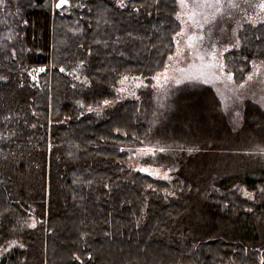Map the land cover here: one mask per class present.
Instances as JSON below:
<instances>
[{"label": "trees", "instance_id": "obj_1", "mask_svg": "<svg viewBox=\"0 0 264 264\" xmlns=\"http://www.w3.org/2000/svg\"><path fill=\"white\" fill-rule=\"evenodd\" d=\"M34 1H35L34 3L36 6L34 5V3H32V5L33 7L35 6L36 8L34 7L35 8L34 9L31 6L32 8L30 7L31 8L30 10L27 9L29 8L28 7L29 5L28 6L26 5L25 0H5V2L2 5L0 4V15L3 18V19L1 18L2 20H0V27H1L0 29L3 30V32L1 30L0 31L2 33H7L5 36L3 34V37H0V91H1L0 101L2 102L0 103V108H2V110H0V115H1L0 116V123H1L0 124V137H1L0 139V178L3 180V181L0 180L1 181L0 182V249H4V250L7 249L2 259L0 260V264H22V263L23 264H46V263L47 264L48 263L50 264H118L119 262H121L120 264H122V262L123 263L131 262L130 264H132L133 261L130 260V258L131 257L134 258L135 256L138 257L139 254L141 253L140 251H142V253L145 255L144 262L143 263L139 262V259L141 261V258H142L140 254L141 257L139 259L135 258L134 260L135 262L137 259L139 263L136 262L133 264H196L197 261H198L197 264H203L202 262L204 261L207 262V260L209 263L212 262L211 264H241V263L242 264H255L254 262H256L257 264H264V228H262V226L264 227V220H263L264 216L262 215L264 214V170L256 171V174H259V176L255 178L257 179L255 181L249 177L238 176V175L237 176L231 175L229 177H224L223 179H221L217 174H211L207 178L205 177L203 179H195L193 178V176H191L188 173V169L193 168L194 166L192 165L182 166L179 163L180 162L179 154L180 152L185 151L187 146H191L192 148L195 149L196 151L195 155L202 154V152L204 153L212 152L213 149L217 151L221 150V148H223L224 150L226 149L240 150V149H245V148L264 146V109L261 108L257 103H254L251 100L247 101L244 112H243V123L241 125V129L238 131H235L230 125L229 121L227 120V117L221 106V102L219 98L216 96L215 91L213 90L211 86L201 84V83L195 84V83H188V82L181 84L178 88L186 89L188 87L187 89H190L191 87H194L193 91L197 93L203 92V94H207L210 97V103H209L208 110H209V113H210V116L213 122L216 120L218 125H216L217 127L215 128H211L208 132L204 131L205 133H203L204 135L202 137L193 138L191 141L187 140L185 142H182L179 139L177 140H173L172 138L163 139V142L166 144L165 147H167L166 155H168V157L171 156L170 158H172V160L174 161V164L179 169V175H180L179 179L177 178L176 180L173 181V183L163 181V180L160 181L159 179H155L151 176L144 175L140 172L133 173L131 169L127 166L126 161L129 157V154L127 153L126 148L133 147V146L135 147L139 146L140 140L146 139L150 135L149 125L141 121L139 118V113H140L139 101L129 100V101H124L122 103H119L114 109H111L112 111L111 110L107 111V114L104 117H102L104 120L102 118H99L100 121H98V116L92 112H91V115L83 114L82 117L80 116L81 113H84L83 108L86 106V103L88 105H91L93 103H101L103 100L110 99L114 96V90L111 88V86L114 85L117 79V76L119 74L129 73V74L151 75L155 73L156 71L161 70L164 67L169 54H171L174 51V47H175L174 35L181 28V24L179 20L177 19L178 5H177L176 0H172V2L171 0H168L170 1V3L167 1L168 5H170L171 7L174 6V8L172 7L171 9L172 10V13H170L171 17H169V19L171 18L169 20L170 23L175 21L173 22L174 24H172V26L171 24H169L171 27L168 25V22H169L167 20L168 18L165 17L166 15L169 16V13L165 12V10H167L166 6L168 5H166V1H164L163 3L162 2L163 0H160V1L152 0L154 2H152L151 0H146V1L140 0L139 3H135L137 0H125L124 2L125 6H121L118 0H103V2L105 1V3H102V0L101 1L92 0L91 5H90V2H87L89 0H70V4L66 8H61V9H57L55 7V4L59 0H49L51 1L50 2L51 6L48 3L49 5L48 7L47 5L46 6L43 5L44 3L43 0H34ZM36 1H37V4H36ZM41 1L43 2L42 6L46 7L47 10L50 11L49 12L50 15L48 14L46 10H44L45 9L44 7L40 8ZM97 1L99 5H101L102 3L101 6L103 7L101 6L98 7ZM141 1L142 3H140ZM95 2L97 3V5H94L97 7V12H96L97 15L95 14V11H93L94 14L93 13L91 14V11L94 10V9H91L92 8L91 6H93V3ZM108 2H110L111 5L113 6L112 7L113 10L116 7L115 11H117L118 14L121 12L123 14V17H125L126 15L127 19L124 21L122 20L124 18L117 19L115 17L117 15L114 14L115 11L112 12L111 10L112 8H109L111 5L109 6ZM20 5H22L21 6L22 9L19 7ZM23 5H26L27 7L23 8L24 7ZM106 5H108V7ZM160 5L161 6L166 5V6L165 8L160 9L161 8ZM105 6L108 12H109V9L111 10L110 12L112 13L110 14L111 15L114 14L115 15L114 17L117 19L116 21H118L119 23H122L120 19L125 23H127L126 21H128L126 25V29L124 28L125 25L121 24L124 27H122L121 25L119 27L124 28V30L123 29L121 30L120 28L118 29V31L116 30L117 31L116 32L115 29L119 28L118 24L115 29L114 28L110 29L112 21L110 22V27L106 24V22L108 21L106 22L104 21L105 17L103 20L104 22L102 21L103 18L101 17L102 18L101 19L100 16H103L105 12L104 13L102 12L103 14L100 15V9L101 11H103ZM18 7L21 9L22 12L21 11L18 12L19 11ZM9 9H11L10 12L12 11L13 12L9 13ZM24 10L30 21L27 20L28 18L26 19V15H23ZM73 10L75 12H78L77 17ZM80 11L85 12L86 14L90 13L93 16L100 15L99 18L101 19L102 23L100 24L101 21L99 20V18H96L97 21L95 20V26H94V29H98V30L101 29L99 30V34L97 32H95V35L94 33H92L93 31H97L93 29V24L91 23L92 16L87 14L89 16L88 18L85 13H83L85 14V16H82L83 14H81L82 12ZM123 11H126L125 14L123 13ZM73 12H74V16L77 18V21L79 20L83 21V23H81L82 21H79V24H83V26L87 25V27H84L86 32L89 30L87 34L91 30L89 35H91L92 33L91 36L93 38L89 35H87L88 37L87 38L86 32L84 33L85 30L83 29V26L82 28L80 27L81 25L78 26V24L75 23L76 20L74 21L72 20V18H69V19L74 21V23L77 24V26L81 28L82 31L81 30L80 31L82 33L80 32L79 34L77 32L78 31L77 29L75 32L77 34L75 35L74 30L76 28L73 31L71 30V32L69 31L70 29L74 28L73 25L75 24H73L72 25L73 27L68 30L67 28L69 26L67 27V25L69 24H67V22L66 23L60 22L62 28H63V25L65 26L67 24L65 27H67L66 28L67 31L71 33V34L69 33V35L67 34V36H63L64 33L63 34L61 33V35L63 36L62 39H65V43L69 41L71 45L76 46L75 48H73L68 42L69 46L67 44L66 45L68 46L67 50L70 53L69 55H67L68 54L66 52L67 50H65L67 46L65 45V48H63L64 46L63 41L62 43H60V41L57 39V38L59 39L61 38L60 32L65 31L64 30L65 28L63 29L61 28L63 31H60V27H57V25L54 26V24L56 23H54L53 21H55L54 17L57 19L56 20L57 22H59V20L61 21V18L64 19V17H67V18L71 17L73 15ZM163 13H164V18L167 20V23L166 22L164 23H166L168 27L163 24L160 25V22L156 21L159 18H163L162 17ZM8 14H10L11 16ZM58 16H60L59 20H58ZM105 16L108 17L110 15L108 16L105 15ZM121 16H117V17H121ZM151 16L154 18H152ZM85 17H87L88 20H86ZM94 17H93V22L95 19ZM128 17L130 20H132V22L133 21L134 22L133 23L130 22V20H128ZM150 17L151 19H153V21L155 20L154 21L155 23L150 19ZM31 18L32 20L34 18V21L36 22L37 26H41L42 29H44L42 30L44 31L42 32L44 33L43 35L44 38L41 37V29H40L41 27L40 28L36 27L38 28V30L40 29V33L37 36V32L39 31L37 30L36 32V28L35 30L33 29L34 27L31 24H33L34 22L31 20ZM78 18L80 19L78 20ZM149 19L153 22L152 25ZM71 20L69 21L67 19V21L69 22H71ZM111 20H114V19H111ZM116 21L115 20L113 21L115 22L114 24H116ZM145 21L146 23L144 24ZM147 21H149L150 23ZM138 22L139 24L143 23L145 26H148L149 29L145 26L143 27L147 28V31H150L151 34L154 32L155 35L152 34V36L154 35L153 37L158 35V40L159 38H161L162 40L165 37H168L169 34L166 32L168 28H169V31L172 30L168 38V40L170 39L169 42L168 40H165V41L162 40L164 43L166 42L168 45L167 47L166 44H164L165 51H163L164 46L162 47L163 54L160 52L161 48L160 50L158 49L159 48L158 44L161 43V41L159 40L158 42L156 39L157 37L153 39L149 32H148L149 35L147 34V32L144 34L141 30L142 27L141 25H138ZM148 24H150V26L152 27L150 28ZM5 25L9 27L7 28ZM27 25H30L29 26L30 28L33 27L32 28L33 30L28 28L27 30L28 32L25 31L28 27ZM103 25H107V27H109L108 29L111 32L109 31L108 32L110 33V35H112L115 32H116L115 35L116 34L117 35L115 36L113 34L115 37V41L113 40L114 37H112L113 39L110 38L111 36L107 37L109 34L106 31L107 27L104 26L105 27L104 30L106 29L105 32L107 33V35L104 37L102 36L103 39L101 40H102V43L104 44L107 43V44L102 45L101 43L98 45L93 40H96L98 37L99 40L97 39V41H99L100 43L101 41L100 33L101 34L103 33L102 32L103 28H100V27H102ZM58 26H60V24ZM128 26H130V28ZM10 27L12 28L11 30H9ZM157 27L159 29L158 30L159 32H155ZM262 27L264 29V23L259 24L257 26H252V27L249 26L245 28L241 32V42H242L241 47L237 50L230 51L226 54V62L228 66L230 67V70L233 72V74L235 73L234 78L235 80L237 79L236 81L238 82L242 81L244 79L245 74L251 70L252 62L254 60H261L264 62V47H261V46H264V42L261 43L262 45L258 44V47H257V43L264 40V34H263L264 30L261 29ZM54 28H59L60 32L57 29L56 30L58 31L60 37L58 36L57 31ZM152 28L154 29L153 32L151 31ZM161 28H162V31H160ZM254 28L256 29V32ZM127 29L129 32H127ZM8 30L10 32H13V33H10V35L13 34V37L15 38L14 42L12 40L13 37L9 35ZM13 30L14 31L16 30V31L14 32ZM48 30L51 32H49ZM130 30L132 31V33H130ZM31 31H34V33ZM261 31L262 33H260ZM1 32H0V36L2 35ZM25 32L31 34L28 37H32V36L34 37L33 34H35L34 39H36L37 37L38 40L28 39V37H26L28 34H26ZM96 33L99 36H97ZM106 33H103L102 35H105ZM137 33H140V35L144 34V36L146 35V37L142 36L141 40H136L135 38L140 37ZM166 33L168 35H166ZM131 34L133 35H132V39L129 40V43L133 41L132 42L133 47L132 49H129V46L131 43L127 45V42ZM8 35L10 36V38L8 37ZM82 35L86 37L87 41L84 40L85 38L80 37ZM52 36L54 38L56 37L55 39H57L58 40L57 42L60 43V45L58 44V46L60 47H58L57 49L55 48L57 45L56 40ZM94 36L95 37L97 36L96 39L94 38ZM149 36L151 37L152 40L150 39ZM116 37L118 41L120 40L119 42L117 41ZM254 37L256 38V40L255 41L253 40V44L251 43L250 45V38L252 39ZM7 38L10 39L9 44L7 42L8 41ZM90 38H92L93 40L90 41L91 40ZM105 38L106 40H104ZM144 38L148 39V40L146 39V42L148 41L147 44H145L146 42H143L142 44L139 43L140 41L145 40ZM4 39H5V43L3 42L1 43V41H3ZM18 40L19 41L21 40L22 42L20 41V43H23V44L21 45ZM150 40L152 41V43L155 44L153 46L158 47L157 51L155 50L156 53L154 52V54L152 52L154 47H152L151 49V47L149 46L151 44L149 43ZM256 41L258 42L256 43ZM110 42L113 44L116 43L115 46L112 45L113 48H111V45H110L109 48H107L106 50H103L102 48L108 47L109 46L108 44ZM120 42L123 45L126 44L124 46H121L119 44L121 47H123V49L118 48L120 46H116ZM94 43L97 44L98 46H96ZM90 44L92 45V47ZM139 44L141 45V47ZM94 45L96 47H99V46L100 47L95 49ZM248 45L249 47L250 46L251 47L250 48L247 47ZM70 46L72 48H70ZM61 47L63 48V50H61L62 52L59 51ZM147 47L148 48L150 47L149 49L151 50V52L150 50L146 49ZM254 48L256 49V52ZM252 49L253 51L249 53V51H251ZM5 50L10 52V53L7 52V54L9 53L10 56L5 54ZM18 50H20L21 53H18L17 52ZM129 50L132 51V53L129 52ZM144 50L146 51L144 52ZM47 51L49 52L48 54H47ZM53 51H55L57 55L60 52L59 54L61 56L60 55L55 56ZM95 51H97V53ZM98 51L101 52V54L99 52L101 56L100 55L98 56ZM148 51L152 53L150 54V58H148ZM3 52L5 56L3 55ZM29 52L31 53L30 55H32V53L34 55L37 54V57L33 55L31 57H27ZM107 52H112L113 54H115L114 57L116 56L118 58H114L112 54L110 53L107 54ZM125 52L127 53L129 52V54H125ZM17 53L20 54L21 56L18 55ZM104 53H106V55ZM102 54L105 55L106 60L110 59L109 57H107L109 55L113 58V60L116 59L117 63H118V59L119 61L121 60L120 61L121 63L124 60H127L128 61L127 64L129 63L128 65L130 64L133 65V62H134L135 67L133 68V66L130 65V67L128 66V69H127V66H125L126 68L124 67V69H126L127 72L126 70L124 71V69L121 70L123 68L122 65L126 64L124 61L122 65L119 63L122 66V68L119 66H118L119 68H115V67H113L114 69L110 68L113 64L114 65H118V64L117 63L115 64V61L113 63L112 60H107V61L104 60L103 58L104 55ZM38 55H39V58H42V59H39L40 63L42 62L41 64H39ZM43 57H45L46 59L48 58L47 59L48 62L45 60V58L43 59ZM130 57L133 62L129 59ZM19 58L21 61L19 60ZM57 58L58 59L60 58V60H57ZM101 58H103V60ZM97 59H99L100 62L102 60L103 63L101 62L102 64L100 65L101 67H99V63H98L99 61L97 62ZM138 59H140L142 64L143 63L145 64V62L146 63L149 62L151 64L150 68L148 67L149 65L148 63L145 64V66L147 65V67L140 66L142 64L141 62H137L139 61ZM12 60H14L15 63H17L15 65H18L17 66L18 68L14 66V63L12 62ZM56 60H57V64H56ZM32 61H35V62H33L32 64ZM104 61L107 62V64H109L108 61H110L112 65L109 66L108 68H105L108 65L104 64ZM96 63H98V66L96 65ZM138 63H140V65ZM104 65L105 67H103ZM137 65L140 66L138 67V69L136 68ZM91 66L93 67L97 66L96 67L97 69H94L92 67V69H94L92 70ZM153 66H155V68L152 69ZM41 67H45L46 72L45 74L40 73L39 82L35 83V81L32 79V76H31L32 71L38 68H41ZM77 68L79 69V72L81 74L87 76L88 78L90 77L89 79L92 82V86L88 90H84L85 92L79 91V90L75 91V88L71 86V83L73 81L72 74L75 73V71H77ZM60 69H64V71H60ZM108 69L111 70V73L109 72ZM47 70H49V72H47ZM54 70L56 71V73ZM237 70H238V73L236 74L235 71ZM54 74H55V77H54ZM26 76H29V79ZM59 76L63 78L62 81H65V83L60 81V85H57V83H59V80H60L58 79V81H56V84H54L55 83L54 81L57 79L56 77H59ZM65 76L67 77V79H64L66 78ZM14 81H15V84H14ZM16 83H18L17 86H16ZM58 86H59V89L57 88ZM47 89L49 93L46 91ZM16 90L18 91V93ZM57 90H59L58 97L55 96V94L58 93ZM34 91L36 94H34ZM39 91L40 93L42 92L43 95L45 94V92L48 93V95L46 94L47 96H49V98H47V101H46V97L43 96L42 98V96L41 97L38 96ZM52 91H53V95H52ZM60 93L63 96L62 98L63 100L65 99L64 97L67 98L66 101L68 102V104L70 103L71 105L70 108L67 107L66 101H65V104L61 105V103H64V101L60 103V101H62V99L60 98L62 97ZM27 94H30L28 95L29 97L26 96ZM198 94L202 95L200 93ZM13 96H15V98ZM52 96H54L55 99L60 98L61 99L60 101L57 100L59 101V103L55 99H52ZM23 97L25 98L23 99ZM15 100H16V104H15ZM22 101L23 103H21ZM43 101L46 103H44ZM78 101L83 103V108L81 107L80 104L77 103ZM53 102L55 103L57 102L55 106L56 105L59 107L62 106L61 107L62 111L57 106L56 107L58 108V111L56 110L57 109L56 107L55 108L51 107V106H54ZM42 104H45L48 108ZM40 105L46 108V110H48V112L45 110L46 115L44 113V110H43V115L41 114V112L40 113L38 112V111H41ZM120 105L123 107H121ZM130 105L131 106L135 105L136 107L134 106L131 109ZM35 106L37 107V109ZM63 106L66 107V109ZM125 106L128 109H126ZM43 107L41 109H44ZM53 108L56 110L57 113L59 112V109H60L62 113L60 112V114H58L59 116L57 115L52 116V112L54 111ZM129 108L132 111L134 110L135 112L129 111ZM77 109L79 110V112H76ZM5 110H7L8 113L11 112L12 115L16 111H21L23 112L24 116H21L18 113L19 116H17V123L15 121L12 122V119H8V122H3V119L6 116L5 114H8ZM64 110H65L64 113L66 114L63 113ZM127 110L131 112V114L128 113ZM1 113H4V114H1ZM54 113L55 112H53V114ZM133 113L135 114L133 115ZM245 113L246 114L249 113V114L246 115ZM251 113H253L254 115ZM44 115L46 116V118L48 117V119H44L45 117ZM245 117L246 118L248 117V118L246 119ZM69 120H72L73 123ZM89 121H91L93 124L91 122L88 123ZM74 122H77V123H75L74 125ZM97 122H100V124ZM69 123H72L74 127L76 128L73 129L74 127L73 128L71 127L72 124H69ZM59 127L61 131L58 130ZM38 129H41L40 131L42 132L37 131ZM45 129H48V130L45 131ZM141 129H144L145 132L140 133L142 131ZM68 130L70 132L72 131L74 136H72L71 134L72 132L68 133L67 132ZM36 132H40V134L42 133L43 137L42 135H39ZM77 132H78V135H77ZM44 134L46 137L44 136ZM41 137L44 139H42ZM34 139H37V140H34ZM156 141L160 142L159 140H156ZM40 143L44 146L43 148L45 150L42 148ZM10 145L12 146L10 147ZM13 146L14 148L11 149ZM198 146L200 149H197ZM108 149L111 153H109ZM105 150L108 156L109 154L110 155L112 154V155L109 156L108 158V156H106L105 154L104 159L106 161L105 160L103 161V155H101L100 153L101 152L105 153ZM97 153L100 154V156ZM101 160L103 161V163ZM182 179L183 181L186 182V183L184 182V184L187 185V186L184 185V187L186 186L185 189H191L193 192H196V194H200L204 196L202 198H199L201 200L200 203L195 202L197 198H192V200L195 203L191 202L190 197L192 195L189 196V202L187 201L188 203L182 199L166 200L161 195L162 191H168L174 185L182 186V183L181 182L179 183V181ZM49 182L52 184H50ZM237 183H241L242 185L246 186L250 190L260 188L261 190H259L258 200L254 201L252 199L245 198L241 194H239L235 190V187H233ZM194 188H195V191H194ZM218 189L226 190L225 191L226 193L222 194L220 193V191H218ZM138 191H140V193ZM92 199H93V202H95L94 205H97V206H92V203H93L91 201ZM235 199H237L238 201L236 202V204H234V202L236 201ZM239 200H241L242 202H240ZM244 200L246 201L245 204L243 203L245 202ZM171 203H174V204H171ZM188 204H189L187 208L188 212H186L185 214L184 213L185 210L182 211V209L186 208L187 207L186 205ZM240 204L244 206H241ZM175 205H177L178 207L177 206L175 207ZM257 205H259L258 207H260L261 211L259 210ZM195 206H198V207L196 208ZM253 206L255 207L253 208ZM71 207L74 209L73 211ZM240 207L242 208L241 210H240ZM172 208H175V209L172 211ZM180 208L181 210H179ZM177 209L179 210L180 214L177 211ZM175 210L177 211L176 215L174 214ZM163 211H166L167 213ZM230 211H231V214H230ZM161 212H163V214L166 213V215L169 213L170 215L169 214L168 215L170 216V220H166L167 219L165 218L166 215L164 217L162 216L163 214L160 215ZM171 212H173V214ZM181 212L184 214V216ZM224 212L226 215L223 214ZM210 213H211V216H210ZM243 213L247 216L246 217L245 215L243 216ZM257 213H259L260 215H258ZM194 214H195V217H194ZM168 215L166 217H168ZM51 216L52 217L54 216V219H52ZM262 216L263 218H261ZM244 217L246 218L247 221L244 220L245 219ZM256 217L260 219H257ZM33 218L36 219V226L30 227L29 223ZM162 218H164L165 220ZM176 218H178V220H176ZM179 218L181 220H179ZM49 220L51 222L57 221V223H54V222L51 223ZM74 220H78L77 221L78 223L73 222ZM252 220H255V221H252ZM62 221L63 223H61ZM163 221L164 222L166 221L167 223H164ZM233 221H234V224H233ZM162 223H164L166 228L163 227ZM177 223L179 224V226ZM141 224H143V226H141ZM52 225L54 226L53 228L51 227ZM75 225H78L79 228L78 227L75 228ZM146 225L152 228V230H150V228L146 227L148 228L147 230L148 231L150 230L149 232L151 234H154L155 236H151L150 233L145 230L146 228L144 226ZM49 227L52 229L50 230ZM41 228L43 231L40 230ZM61 228H63V230H61ZM184 228H186V230ZM153 229H155L154 232H156V234L152 233ZM158 229L160 232H158ZM228 229H231V230L228 231ZM37 230L40 231L41 233H44V235L38 232ZM74 230L77 231L78 233L80 231V236H78V233L77 232L75 233ZM225 230H226V233H224ZM179 231L181 234L180 233L178 234ZM184 231H187V232H184ZM49 232H52L53 234ZM58 233L60 235H58ZM241 233L243 234L240 235ZM25 234L27 235L25 236ZM37 234L39 235V237ZM48 234L50 236H47ZM97 234H99L100 236H98ZM184 234H187L188 237L185 236ZM53 235H55V240L57 242L53 241L54 239L52 240V238L54 237ZM29 236H30V240H29ZM51 236L52 238H50ZM61 236H62V239L59 238ZM26 237H28V240L26 239ZM75 237L79 239L78 242L80 241L81 243L82 241L83 245L82 244L79 245ZM218 237L220 238V240ZM228 237L230 239H228ZM42 239L44 241V244H43L44 246L41 244V241H40ZM58 239H61L60 241L64 240V242H60ZM215 239L216 240L218 239V240L216 241ZM14 240L17 243L16 246L11 245V242H13ZM160 240H162L164 244L165 242H167L165 246H168L169 249L171 248L172 251L169 249L168 251L166 250V248L164 249L165 246L161 247ZM245 240H247L248 242ZM75 241L77 242L78 245H75L76 244ZM186 241H188L189 244L192 245V247L189 244H186ZM219 241H221V243ZM237 241L240 243V245L242 244L241 247L239 246L240 248L237 246L238 245ZM53 242L57 243L58 245H61V246L56 245L57 246L56 253H54L55 249L54 251L51 250V252L47 250V248L49 247V246H46L47 244L52 243L53 246H55ZM214 242L218 243L219 246ZM147 243L148 244L151 243L150 244L151 246H149L151 248L153 244H156V247L158 246V248L155 249V246H153L152 249L150 248L151 250H153L151 251L149 250V248L148 249L146 248L147 245L145 246V244ZM182 243L183 244L185 243V244L182 245ZM232 243L235 244V246ZM209 244L212 245L214 250L211 248ZM228 244L229 245L231 244L233 247L228 246ZM201 245L202 247H200ZM205 245L207 246L208 249H212L214 252H212L211 250H208ZM215 245H216V248H215ZM187 246H190V247H187ZM242 246L244 247L242 248ZM198 247L200 248L198 249ZM203 247L205 248V250L203 249ZM247 247L250 248V250H252V251L249 250L251 253L248 251ZM41 248H42V251H41ZM174 248L176 249L177 253L176 252L174 253L173 251ZM238 248L244 249V253L242 254H244L243 256L245 257L243 256H241L242 258L240 257L239 253L241 251H239ZM196 249H198L199 252ZM195 250L198 253L196 252L193 253V251ZM40 251L43 253L39 254ZM52 251L54 253L53 255L56 256L53 263H51V260L53 261V258L49 259L47 257L50 260V262L49 260L47 261L46 259V256H48L49 254V253L48 254L46 253L47 252L52 253ZM154 251L156 253H153ZM138 252L139 254H137ZM209 252L212 254L218 252V255L216 253L215 257L221 256L219 255V253L222 254V252H224L225 254L223 253V256L219 257V259L217 260L218 257L215 259L214 254L211 255L209 254ZM192 253L194 254V256ZM201 253L204 254V257H205L204 261H202L204 258ZM184 254H186V257L183 258ZM226 255L228 256L229 259L224 258V256ZM66 257H68L70 261H68ZM197 257H199L200 260H197ZM227 259L229 260L228 262H227ZM237 259L238 260L241 259L242 262L239 261L240 263H238ZM243 261H245V263ZM207 263H204V264H207Z\"/></svg>", "mask_w": 264, "mask_h": 264}, {"label": "rangeland", "instance_id": "obj_2", "mask_svg": "<svg viewBox=\"0 0 264 264\" xmlns=\"http://www.w3.org/2000/svg\"><path fill=\"white\" fill-rule=\"evenodd\" d=\"M118 2L121 4V0H118ZM176 2L178 15L181 9L178 0ZM239 2L240 8L227 9L228 14L226 16H218L214 22L205 23L202 28L189 27L187 29L189 34L195 33L203 36V39L197 42L196 49L187 47L186 37L177 38L180 39L179 45L174 39V51L169 54L161 70L151 75L121 73L117 76L114 85L111 86L114 90L113 99L93 103L84 108L82 102H77L84 109V113H81V115L92 112L98 118H102L107 114V111L113 109L119 103L129 100L139 101V118L149 125L150 135L148 138L140 140L139 146L126 148L129 154L126 163L133 173L140 172L155 179L173 183L174 180L179 179V169L172 158L166 155L167 147H165L166 144L163 139L172 138L173 140L179 139L182 142L191 141L193 138L202 137L203 133L208 132L211 128L217 127V121L213 122L208 110L210 97L203 94V92H198L202 94L199 95L193 91L194 87L190 89H187L188 87L186 89L178 88L185 82L211 86L221 102L227 120L235 131L241 129L247 101L251 100L264 109V62L254 60L251 70L239 82L235 80L234 74L226 62V54L241 47V32L249 26L262 24L259 19L254 24L249 23L246 17H264V13L260 12L259 9L244 4L243 0H239ZM179 22L181 28L178 32L185 27L180 20ZM176 34L174 37H176ZM178 52L179 55H177ZM211 53H215V60ZM201 55L204 57L203 61L199 59ZM212 64L223 65V68L209 67ZM41 68L45 69V67ZM40 73L43 74L45 71H32L31 76L35 83L39 82ZM165 74L167 78H165ZM126 76L129 79L121 83ZM229 76L231 79L228 78ZM249 76H252L253 79L248 80ZM72 77L71 86L75 88V91L88 90L92 86L90 79L81 74L78 68L72 74ZM121 89H125V91H121ZM105 101L109 103L105 104ZM18 113L24 116L21 111H16L13 115L10 112L5 114L3 122H8V119L17 122ZM151 149L156 150L154 154L151 151H141ZM197 149H200L199 146ZM159 150L163 156L160 155ZM195 153L194 148L187 146L186 150L179 154V163L182 166H194L188 169V173L195 179H203L211 174H217L221 179L238 175L247 176L255 181L257 180L255 178L259 176L256 171L264 170V146L240 150H224L221 148L218 151L213 149L212 152H202L198 155H195ZM142 168L148 169L152 174L140 171ZM165 175L168 179L161 178ZM180 182L182 186L174 185L170 190L162 191L161 195L166 200L182 199L186 202H189V196L192 195L190 201L194 203L192 198H197L195 202L200 203L199 198L204 196L196 194L191 189H185L183 179ZM233 187L243 197L254 201H257L259 190H261L260 188L250 190L241 183H237ZM218 191L222 194L226 193V190L218 189ZM33 223L36 225V219L34 218L29 223L30 227ZM14 242L16 241L14 240ZM5 251L7 249H0V260Z\"/></svg>", "mask_w": 264, "mask_h": 264}, {"label": "bare ground", "instance_id": "obj_3", "mask_svg": "<svg viewBox=\"0 0 264 264\" xmlns=\"http://www.w3.org/2000/svg\"><path fill=\"white\" fill-rule=\"evenodd\" d=\"M27 1H28V0H27ZM27 1L25 0L26 5H27V6L29 5V6H28L29 8H27V9L30 10V9L33 7L32 3H34L35 1H34V0H29L28 2H27ZM91 1H92V0H89V1H87V2H90V5H91ZM100 1H101V0H100ZM139 1H140V0H137L135 3H139ZM144 1H146V0H144ZM144 1H143V2H144ZM151 1H152V0H151ZM159 1H160V0H159ZM164 1H166V5H168V2L170 3V1H168V0H163L162 2L164 3ZM167 1H168V2H167ZM29 2H30V3H29ZM43 2H44V3H43ZM43 2H42V1H41V3L39 2L40 5L42 6V3H43L44 6L47 5V7H48V6L50 5V2H51V1H49V0H43ZM148 2H150V1H148ZM152 2H154V1H152ZM171 2H172V0H171ZM48 3H49V5H48ZM97 3H98V1H97ZM97 3H96V2L93 3V6H94V5H97ZM102 3H105V1L103 2V0H102ZM102 3H101V5H102ZM106 3H107V2H106ZM108 3H109V6H110L111 3H110V2H108ZM140 3H142V1H141ZM159 3H161V2H159ZM174 3H175V1H174ZM36 4H37V1H36ZM1 5H2V4H1ZM26 5H23V6H24L23 8L27 7ZM34 5H35V3H34ZM101 5H99V3H98V7L101 6ZM166 5H162L163 7L160 5V7H161L160 9L165 8ZM21 6H22V5H20L19 7L22 9ZM31 6H32V7H31ZM35 6H36V5H35ZM35 6H34V7H35ZM41 6H40V8H43V7H44V6H42V7H41ZM50 6H51V5H50ZM93 6H91V7H92L91 9H94V10L91 11V14H92V13L94 14L93 11H95V14H96V12H97V7L94 6V7H95V8H94ZM106 6L108 7V5H106ZM106 6H105V8L103 9V11H101V9H100V15H102L104 12H105L106 14L104 13L103 16H100V15L98 14V15L100 16V18H101V17L103 18V19L101 18L102 21L104 20V17H105V20H104V21H105V22L108 21V22H106V24H107L109 27H110V22L112 21V22H111V27H110V29H111V28H112V29H113V28L115 29V28L117 27V24H118V27H119L121 24H122V25L124 24L125 27L122 26V25H121V26L124 27V28L126 29V25H127L128 21H126L127 23L123 22L124 20L127 19L126 15H125V17H123V14H122L121 12H120V13H121L122 16L120 15V13L118 14L117 11H115V8H116V7H115L114 10H113V8H112L113 6H112V5H111L109 8H112V9H111L112 12L115 11L116 13L114 12V14H116L117 16H121V17H117V16H115L114 14L111 15V14H110V13H112V12H110L111 10L108 8V9H109V12H108V10L106 9ZM169 6H170V5L166 6L167 10L169 9L168 11L165 10V9H163V10H165V12H168V13H169V16H167V15L165 16V17L168 18V19H167L168 21L171 19V18L169 19V17H171V16H170V15H171L170 13H172V10H171V9H172V7L174 8V6H172V7H171V6L169 7ZM19 7H18V10H19L18 12L21 11V9H20ZM30 7H31V8H30ZM34 7H33V8H34ZM101 7H103V6H101ZM35 8H36V7H35ZM35 8H34V9H35ZM44 8H45L44 10H46V11L48 12V14H49L50 11H48L46 7H44ZM85 8H86V7H85ZM98 9H99V8H98ZM7 10H8V9H7ZM44 10H43V11H44ZM49 10H50V8H49ZM124 10H125V9H124ZM175 10H176V9H175ZM10 11H11V9H9V13H12V12H13V11H12V12H10ZM54 11H55V10H54ZM73 11H74V10H73ZM76 11H78V10H76ZM98 11H99V10H98ZM106 11L108 12V14H107ZM21 12H22V11H21ZM44 12H45V11H44ZM74 12H75V11H74ZM74 12H73V15H72L71 17H68V18H67V17H64V19L61 18V21L59 20L60 16H58V20H59V22H57V21H56L57 19L54 17V19H55V21H56V22L53 21L54 23H56V24H54V26L57 25V27H60V31H63L62 29L65 28V29H64L65 31H63V32H60V31H59V28H54L55 30L57 29V30L60 32V35H61V33H62V34L64 33L63 36H67V34L69 35V33L71 32V30L73 31L75 28H76V29L74 30V34H75V35L77 34V33H75L77 29H78L77 32H78L79 34H80V32L82 31L81 28H82L83 24H79V21H82V20H79L80 18H78L79 21H77V18H76V17H77L78 12H75L76 17L74 16ZM80 12H82V11H80ZM102 12H103V13H102ZM125 12H126V11H123L124 14H125ZM55 13H56V12H55ZM83 13H85V12H82L81 14H83ZM45 14H46V13H45ZM53 14H54V13H53ZM56 14H57V13H56ZM85 14H86V13H85ZM85 14H83L82 16H85ZM87 14L91 15L90 13H87ZM87 14H86V16L89 18V16H88ZM129 14H130V13H129ZM129 14H128V16H129ZM160 14H161V13H160ZM8 15H10V14H8ZM23 15H26L25 10H24ZM49 15H50V14H49ZM49 15H48V16H49ZM62 15H63V14H62ZM96 15H97V14H96ZM96 15H94L95 17H94L93 15H91L92 17L90 16V17L92 18L91 23L93 24V29H94V26H95V20L97 21L96 18H99V16H96ZM105 15H107V16L110 15V16L106 17ZM10 16H11V15H10ZM73 16H74L75 19L73 18ZM114 16H115L117 19H119V18H124V19H122L123 21L120 19V21H121L122 23H119L118 21H116L117 19H116ZM12 17H13V16H12ZM56 17H57V16H56ZM87 17H85L86 20H88ZM93 17L95 18V19H94V22H93ZM109 17H110V18H109ZM151 17H152V16H151ZM151 17H150V19H151ZM159 17H161V16H159ZM159 17H158V18H159ZM162 17L164 18V13H163V16H162ZM1 18H2V17H1V15H0V20L3 19V18H2V19H1ZM5 18H6V17H5ZM13 18H14V17H13ZM27 18H28V17H27V15H26V19H27ZM49 18H50V17H49ZM49 18H48V19H49ZM69 18H72V20H74V21L76 20L75 23H77L78 26L81 25V26H80L81 28L78 27L77 24H75L74 21H72V20L69 19ZM100 18H99V20L101 21ZM106 18H107V19H106ZM108 18H109V19H108ZM152 18H154V17H152ZM163 18H159V19H157L156 21L160 22V25H161V24L166 25L167 20H166L165 18H164V20H163ZM10 19H12V18H10ZM10 19H9V20H10ZM65 19H66V20H65ZM67 19H68L69 21L71 20V22L67 21ZM111 19H114V20L116 21V24H114V23H115V22H113L114 20H111ZM131 19H132V18H131ZM150 19H149V20H150ZM27 20H29V18H28ZM31 20H32V18H31ZM49 20H50V19H49ZM62 20H63V21H62ZM64 20H65V21H64ZM109 20H110V21H109ZM128 20H130L129 17H128ZM151 20L153 21V19H151ZM151 20H150V22H151V25H152V23H153L155 20H154L153 22H152ZM172 20H173V19H172ZM10 21H11V20H10ZM29 21H30V20H29ZM32 21L34 22V23H33L34 25H33V24H31V25H32L34 28H33L32 26H31V27H32L34 30H35L36 27H39V28L41 27V26H37L36 22L34 21V18H33ZM32 21H31V22H32ZM102 21L100 22V24L102 23ZM104 21H103V22H104ZM139 21H140V20H139ZM161 21H163V22H161ZM12 22H13V20H12ZM12 22H11V24H12ZM31 22H30V23H31ZM47 22H48V21H47ZM49 22H50V21H49ZM53 22H52V23H53ZM60 22H64V23L67 22V24H69V25H67V24H66V25H67V27H68V26H69V27L67 28V27H65L66 25H65V26L63 25V28H62ZM72 22H73V23H72ZM86 22H87V21H86ZM117 22H118V23H117ZM130 22H132V20H130ZM133 22H134V21H133ZM133 22H132V23H133ZM147 22H149V21H147ZM150 22H149V23H150ZM164 22H166V23H164ZM173 22H175V21H173ZM173 22L170 23V21H169V22H168V25L171 24V26H172V24H174ZM30 23H29V24H30ZM64 23H63V24H64ZM71 23H72V24H71ZM81 23H83V21H82ZM135 23H136V22H135ZM145 23H146V21L144 22V24H145ZM154 23H155V22H154ZM156 23H157V22H156ZM11 24H10V25H11ZM59 24H60V26H58ZM73 24H75V25H73ZM144 24H143V23H142V24H139V22H138V25H141V27L144 29V30H143V29L141 28V30H142V32H143L144 34H145L146 32H147V34H148V32L151 34L150 31H147L148 26H145ZM35 25H36V26H35ZM72 25L74 26V28H72V27H73ZM97 25H99V24H97ZM107 25H103L102 27L99 26L100 28H103V31H102L103 33H106V32H105L106 29L104 30V28L107 27ZM112 25H114V26H112ZM115 25H116V26H115ZM128 25H129V24H128ZM132 25H133V24H132ZM148 25H149L150 28L152 27V26H150V24H148ZM176 25H177V24H176ZM257 25H258V24H257ZM5 26L7 27V25H5ZM11 26H12V25H11ZM27 26H28V27H27V29L25 28V29H26L25 31H27L28 28H29V29H32V28L29 27L30 25H27ZM104 26H105V27H104ZM143 26H145V27H147V28H144ZM156 26H157V24H156ZM166 26H167V25H166ZM169 26H170V25H169ZM171 26H170V27H171ZM173 26H174V25H173ZM6 27H5V28H6ZM8 27H9V26H8ZM8 27H7V28H8ZM14 27H15V26H14ZM84 27H87V25H86V26H83V29H84ZM91 27H92V26H91ZM109 27H107V30H106V31H107V33L109 34L107 37H110V36H111L110 38L114 37V35H115V33L118 31V29L121 28V27H119V28L115 29V31H116V30H117V31H116L115 33H113L114 35H113L112 33H111L112 35H110L109 32H111V31H109V29H108ZM128 27L130 28V26H128ZM167 27H168V26H167ZM167 27H166V28H167ZM174 27H175V26H174ZM174 27H173V28H174ZM0 28H1V27H0ZM47 28H48V27H47ZM61 28H62V29H61ZM66 28H67L68 30H69L70 28H72V29H70V30H69L70 32H68ZM79 28H80V29H79ZM124 28H121V30H122V29L124 30ZM162 28H163V27H162ZM162 28H161L160 31H162ZM176 28H177V27H176ZM11 29H12V28L10 27L9 30H11ZM13 29H14V28H13ZM33 29H32V30H33ZM40 29H41V37H43L44 33H42V32H44V31H42V30H44V29H42V27H41ZM40 29L38 30V28H36V32H37V30L39 31V32H37V36H38V34L40 33ZM48 29H49V28H48ZM90 29H91V28H90ZM148 29H149V28H148ZM154 29H155V27H154ZM154 29L152 28L151 31L153 32ZM171 29H172V28H171ZM174 29H175V28H174ZM254 29H255V28H254ZM261 29L264 30L263 27H262ZM0 30H1V29H0ZM6 30H7V29H6ZM9 30H8V31H9ZM21 30H22V28H21ZM57 30H56V31H57ZM80 30H81V31H80ZM84 30H85V29H84ZM94 30H97V31H93V32H92V33H94V35H95V32H97V33L99 34V30H101V29H99V30H98V29H94ZM121 30H120V31H121ZM158 30H159V29H158V27H157L156 30H155V32H159ZM163 30H164V29H163ZM167 30L169 31V28H168ZM167 30H166V32H167L169 35L166 33V35H168V37H165V38H167V39H165V38L162 39V40H164V41H165V40H168V38H169V36H170V33H171V31H172V30H171V31L168 32ZM1 31L3 32V30H1ZM1 31H0V32H1ZM13 31H14V30H13ZM15 31H16V30H15ZM15 31H14V32H15ZM45 31H46V30H45ZM48 31H49V30H48ZM48 31H47V32H48ZM58 31H57V34H58V36L60 37ZM66 31H67L68 33H67ZM88 31H89V30H88ZM88 31H87V32H88ZM108 31H109V32H108ZM125 31H126V30H125ZM2 32H1V33H2ZM4 32H5V31H4ZM6 32H7V31H6ZM27 32H28V31H27ZM27 32H25L26 34H28L26 37H28V36L31 35V34H29V33H27ZM29 32H30V31H29ZM31 32L34 33V31H31ZM49 32H51V31H49ZM49 32H48V33H49ZM54 32H55V31H54ZM85 32H86V30L84 31V33H85ZM87 32H86V37H87V35L90 34L91 30H90V32H89L88 34H87ZM121 32H122V31H121ZM127 32H129L128 29H127ZM164 32H165V31H164ZM255 32H256V29H255ZM263 32H264V31H263ZM10 33H13V32H10V31H9V35H10ZM65 33H66V34H65ZM81 33H82V32H81ZM84 33H83V34H84ZM92 33H91V35H92ZM97 33H96V34H97ZM103 33H102V34H103ZM107 33H106L105 35H102V34L100 33V40L103 39V37L106 36ZM130 33H132L131 30H130ZM140 33H141V31H140ZM140 33H137L140 37H137V35H136V37H137V38H135L136 40H141L142 36H143V37H146V35H145V36H144V34H141V35H140ZM260 33H262V31H261ZM3 34H4V36H5L7 33H2V35H1L0 37H3ZM70 34H71V33H70ZM98 34H97V36H99ZM152 34L155 35L154 32H153ZM152 34H151V36H152ZM157 34H159V33H157ZM250 34H252V33H250ZM263 34H264V33H263ZM9 35H8L9 38H10V36L13 37V34H11L10 36H9ZM33 35H34V37H35V34H33ZM54 35H55V34H54ZM91 35H89V36H91ZM116 35H117V34H116ZM116 35H115V36H116ZM132 35H133V34L130 35L131 37L129 36V39H128V42H127V45L131 43L130 46H129V49H132V47H133V45H132V42H133V41L129 43V40L132 39ZM148 35H149V34H148ZM148 35H147V36H148ZM154 35H153V36H154ZM14 36H15V35H14ZM63 36L61 35V38H60V39L57 38V39L60 41V43H62V41H63V43H64V44H63V45H64L63 48H65V45H66V44L69 46V44H68L69 41L66 40L67 42L65 43V39H62ZM78 36H79V35H78ZM97 36H96V37H97ZM102 36H103V37H102ZM153 36H152L153 39L157 37L156 39H157L158 42H159V40L161 41V43L163 42V41L161 40V38H159V40H158V35H156L155 37H153ZM254 36H255V34H254ZM6 37H7V36H6ZM12 37H11V39H12ZM24 37H25V36H24ZM26 37H25V38H26ZM34 37H33V36H32V37H28V39H34ZM49 37H50V36H49ZM52 37H53V36H52ZM80 37L85 38L84 40L87 41V39H86V37H84V35H82V36H80ZM91 37H92V36H91ZM96 37L94 36L95 39H96ZM149 37H150V36H149ZM149 37H148V38H149ZM18 38H19V36H18ZM25 38H24V39H25ZM43 38H44V37H43ZM43 38H41V39H43ZM50 38H51V37H50ZM53 38H54V37H53ZM55 38H56V37H55ZM55 38H54V39H55ZM87 38H88V37H87ZM92 38H93V37H92ZM92 38H90V39H91L90 41L93 40ZM138 38H140V39H138ZM14 39H15V38L13 37V39H12L13 42L15 41ZM54 39H53V40H54ZM57 39H55V40H56V44H57L56 47H55L56 49H57L58 47H60V46H58V44L60 45V43L57 42V41H58ZM61 39H62V40H61ZM97 39H98V37H97ZM97 39H96V40H93V41L96 42L98 45L101 44V43H102V40H101L100 43H99V41H97ZM112 39H113V38H112ZM116 39H117V37H116ZM144 39H145V40L140 41L139 43L142 44L143 42H146V39H147V38H144ZM150 39H151V37H150ZM1 40H2V38H1ZM7 40H8V41H7L8 44H9V40H10V39L7 38ZM22 40H23V38H22ZM25 40H26V39H25ZM34 40H38V38L36 37V39H34ZM55 40H54V41H55ZM81 40H82V39H81ZM88 40H89V39H88ZM98 40H99V39H98ZM104 40H106V38H105ZM104 40H103V41H104ZM113 40L115 41V37H114ZM147 40H148V39H147ZM151 40H152V39H151ZM151 40H150V42H149V43H151V44L149 45V43H148V45L151 47V49H152V47H154V49H153L154 51L152 50V52H153V54H154V52L156 53L158 47L153 46V45H155V44L152 43ZM169 40H170V39H169ZM169 40H168V42H169ZM171 40H172V39H171ZM253 40L255 41L256 38H255V37L252 38V39L250 38V45H251V43L253 44ZM18 41H19V40H18ZM20 41H21V40H20ZM20 41H19V43H20ZM49 41H50V39H49ZM78 41H79V40H78ZM117 41H118V39H117ZM117 41H116V42H117ZM119 41H120V40H119ZM119 41H118V42H119ZM126 41H127V40H126ZM251 41H252V42H251ZM259 41H260V39H259ZM2 42L5 43V39H4L3 41H1V43H2ZM21 42H22V41H21ZM83 42H84V41H83ZM111 42H112V41H111ZM111 42H110V43H111ZM121 42H122V41H121ZM121 42L118 43L116 46H120V45H121V46H124V45H126V44L123 45ZM136 42H137V41H136ZM147 42H148V41H147ZM147 42H146L145 44H147ZM257 42H258V41H256V43H257ZM262 42H264V40L258 42V43H257V47H258V44H261ZM15 43H16V42H15ZM69 43H70V42H69ZM75 43H76V42H75ZM86 43H87V42H86ZM91 43H92V42H91ZM110 43L108 44V45H109L108 47H104V48H102V49H103V50H106L107 48L110 47V45H111V48H113V46H115V44H116L115 42H114L115 44H113V43L110 44ZM124 43H125V42H124ZM161 43H159V44L157 43V44H158V46H159L158 49L160 50V48H161L160 52L162 53L163 51H165V49H164V48H165L164 44H166L167 47H168V45H167L166 42H165V43L163 42L162 44H161ZM20 44L22 45L23 43H20ZM92 44H93V43H92ZM94 44H95V43H94ZM97 44H95V45L98 46ZM103 44H104V43H102V45H103ZM106 44H107V43H105L104 45H106ZM119 44H120V45H119ZM168 44H169V43H168ZM17 45H18V44H17ZM37 45H39V44H37ZM37 45H36V46H37ZM67 45H66V46H67ZM70 45H71V43H70ZM90 45H91V44H90ZM95 45H94V48H95V49H97V48L100 47V46H99V47H96ZM102 45H101V46H102ZM112 45H113V46H112ZM139 45H140V44H139ZM151 45H152V46H151ZM161 45H162V46H161ZM261 45H262V44H261ZM36 46H35V47H36ZM54 46H55V45H54ZM68 46L66 47L65 50L68 49ZM71 46H72L73 48L76 47V46H73V45H71ZM71 46H70V48H72ZM88 46H89V45H88ZM121 46L118 47V48L123 49V47H121ZM144 46H145V45H144ZM144 46H143V47H144ZM156 46H157V45H156ZM163 46H164V47H163ZM170 46H171V45H170ZM91 47H92V45H91ZM140 47H141V45H140ZM150 47H149V48H150ZM162 47H163V51H162ZM247 47H249V45H248ZM250 47H251V46H250ZM250 47H249V48H250ZM261 47H264V46H261ZM19 48H20V47H19ZM61 48H62V47H61ZM61 48H60V50H59L60 52H62L61 50H63V48H62V49H61ZM111 48H110V49H111ZM114 48H115V47H114ZM144 48H145V47H144ZM149 48L147 47L146 49H147V50H150ZM155 48H156V49H155ZM100 49H101V48H100ZM110 49H109V50H110ZM124 49H125V47H124ZM254 49H255V48H254ZM54 50H55V49H54ZM116 50H117V49H116ZM155 50H156V51H155ZM247 50H248V49H247ZM21 51H22V50H21ZM33 51H35V50H33ZM48 51H49V50H48ZM48 51H47V54L49 53ZM55 51H56V50H55ZM55 51H53L54 54H55V56L60 55V54H59L60 52H59L58 55H57ZM122 51H123V50H122ZM125 51H126V49H125ZM145 51H146V50H144V52H145ZM167 51H168V50H167ZM252 51H253V49H252L251 51H249V53H251ZM7 52H9V51H6V50H5V54H7ZM17 52H18V53H21L20 50H18ZM57 52H58V50H57ZM66 52L68 53V54H67V53H66V54L69 55L70 52H69L68 50H67ZM72 52H73V51H72ZM95 52L97 53V51H95ZM99 52H100V51H98V56L101 54V52H100V54H99ZM129 52L132 53V51H130V50H129ZM129 52H128V53L125 52V54H129ZM150 52H151V50H150ZM150 52L148 51V58H150V54H152V53H150ZM170 52H171V50H170ZM244 52H245V51H244ZM255 52H256V49H255ZM9 53H10V52H9ZM9 53H8L7 55H9ZM18 53H17V54H18ZM34 53H36V52H34ZM102 53H103V52H102ZM109 53L112 54V56L114 57L115 54H113L112 52H107V54H109ZM166 53H167V52H166ZM242 53H243V52H242ZM246 53H247V51H246ZM5 54H4V52H3V55H4V56H5ZM30 54H31V53L29 52V53H28L29 56L27 55V57H31L32 55L35 56V57H37V54H35V55H34L33 53H32V55H30ZM104 54L106 55V53H104ZM104 54H102V55H104ZM162 54H163V53H162ZM164 54H165V53H164ZM18 55H20V54H18ZM18 55H17V57H18ZM64 55H65V54H64ZM105 55L103 56L104 60H106ZM130 55H131V54H130ZM130 55H129V56H130ZM243 55H244V54H243ZM9 56H10V55H9ZM20 56H21V55H20ZM49 56H50V55H49ZM60 56H61V55H60ZM65 56H66V55H65ZM100 56H101V55H100ZM125 56H126V55H125ZM127 56H128V55H127ZM131 56H132V55H131ZM7 57H8V56H7ZM7 57H6V58H7ZM40 57H42V56H40ZM47 57H48V55H47ZM107 57L110 58V59H107V60H112L113 63H114V61H115V64L117 63V60H116V59L113 60V58H112L111 56H109V55H108ZM32 58H33V57H32ZM44 58H45V57H43V59H44ZM53 58H54V57H53ZM53 58H52V59H53ZM103 58H101V59L103 60ZM114 58H118V57L115 56ZM138 58H139V56H138ZM36 59H37V58H36ZM39 59H42V58H39V55H38V61H39V64H41L42 62L40 63V60H39ZM47 59H48V58H47ZM47 59L45 58L46 61H47ZM49 59H50V58H49ZM55 59H56V58H55ZM95 59H96V58H95ZM124 59H126V58H124ZM124 59H123V60H124ZM129 59L132 61L131 57H130ZM135 59H136V58H135ZM19 60H20V58H19ZM30 60H31V58H30ZM32 60H34V59H32ZM45 60H43V61H45ZM53 60H54V59H53ZM57 60H60V58H59V59L57 58ZM57 60H56V64H57ZM102 60H101V62H102ZM107 60H106V61H107ZM133 60H134V58H133ZM136 60H137V59H136ZM138 60H139V61H137V62H141L140 59H138ZM149 60H150V59H149ZM20 61H21V60H20ZM95 61H96V60H95ZM98 61H99V59H97V62H98ZM120 61H121V60H120ZM120 61H119V59H118V63H117L118 65H114V64L112 65V63H111L110 61H108L109 64L111 63V64L109 65V64H107V62L104 61V64H106V65H108V66L105 67V65H104L103 67L108 68L109 66L112 65L110 68H113V67H115V68H119V67H121V68H122V66H123V68H122L121 70H123L125 66H127V69H128V66L130 67V65L133 66V68L135 67L133 61H132V62H133V65H132V64L128 65L129 63L127 64V62H128L127 60H124L126 64H123V65H122V63H123L124 61H123L122 63H121ZM131 61H130V62H131ZM12 62L14 63V66H15V67L18 66V65H15V64H17V63H15L14 60H12ZM29 62H30V61H29ZM33 62H35V61H32V64H33ZM47 62H48V61H47ZM101 62H100V61L98 62V63H99V67H101L100 65H102ZM137 62H136V64H137ZM30 63H31V62H30ZM49 63H50V62H49ZM52 63H53V61H52ZM98 63H96L97 66H98ZM102 63H103V62H102ZM119 63H120L122 66H121ZM147 63L149 64L148 67L150 68V65H151V64H150L149 62H147ZM147 63L145 62V64H147ZM46 64H48V63H46ZM54 64H55V63H54ZM56 64H55V65H56ZM138 64L140 65V63H138ZM141 64H142V62H141ZM145 64L143 63V64L140 65V66H145ZM35 65H36V64H35ZM139 65H137V67H136L137 69H138V67H140ZM31 66H32V65H31ZM52 66H53V65H52ZM97 66H95V67L91 66V69H92V67H93L94 69H97V68H96ZM116 66H117V67H116ZM118 66H119V67H118ZM56 67H57V66H56ZM145 67H147V65H146ZM17 68H18V67H17ZM48 68H49V66H48ZM57 68H58V67H57ZM110 68H109V69H110ZM125 68H126V67H125ZM131 68H132V67H131ZM136 68H135V69H136ZM153 68H155V66H153L152 69H153ZM94 69H92V70H94ZM109 69H108V70H109ZM113 69H114V68H113ZM113 69H112V70H113ZM118 70H120V69H118ZM125 70H126V69H124V71H125ZM131 70H132V69H131ZM143 70H144V69H143ZM54 71H55V70H54ZM17 72H18V71H17ZM45 72H46V71H45ZM47 72H49V70H47ZM93 72H94V71H93ZM95 72H96V70H95ZM109 72L111 73V70H109ZM120 72H121V71H120ZM126 72H127V70H126ZM135 72H136V71H135ZM142 72H143V71H142ZM235 72H236V74H237V73H238V70L235 71ZM52 73H53V72H52ZM55 73H56V71H55ZM61 73H62V72H61ZM44 74H45V73H44ZM149 74H150V72H149ZM18 75H19V73H18ZM23 75H24V74H23ZM58 75H59V74H58ZM60 75H61V74H60ZM92 75H94V74H92ZM111 75H112V74H111ZM234 75H235V73H234ZM43 76H44V75H43ZM48 76H49V75H48ZM26 77L29 79V76H26ZM54 77H55V74H54ZM65 77H66V76H65ZM237 77H238V76H237ZM43 78H44V77H43ZM56 78H57L56 80L54 79V80H55V81H54V82H55L54 84H56V81H58V79H60V80H59V83H57V85H60V81H62L63 78L60 77V76H59V77H56ZM89 78H90V77H89ZM48 79H49V78H48ZM64 79H67V77L64 78ZM236 80H237V79H236ZM240 80H241V78H240ZM51 81H52V80H51ZM90 81H91V80H90ZM62 82L65 83V81H62ZM46 83H47V81H46ZM46 83H44V84H46ZM14 84H15V81H14ZM27 84H28V83H27ZM33 84H34V83H33ZM67 84H68V83H67ZM90 84H92V83H90ZM17 85H18V83H16V86H17ZM24 85H25V84H24ZM47 85H48V84H47ZM51 85H52V84H51ZM53 87H54V86H53ZM29 88H30V87H29ZM51 88H52V87H51ZM54 88H55V87H54ZM54 88H53V89H54ZM57 88L59 89V86H58ZM88 88H89V87H88ZM51 90H52V89H51ZM55 90H56V89H55ZM55 90H54V91H55ZM67 90H68V89H67ZM16 91H17V90H16ZM16 91H15V92H16ZM46 91L48 92V89H47ZM57 91H58V93H56L55 96L58 97V95H59V90H57ZM64 91H66V90H64ZM90 91H91V90H90ZM0 92H1V91H0ZM55 92H56V91H55ZM55 92H54V93H55ZM84 92H85V91H84ZM17 93H18V91H17ZM43 93H44V91H43ZM48 93H49V92H48ZM48 93L45 92V94L43 95L42 92L40 93V91H39L38 96H39V97L42 96V98H43V96L46 97V101H47V98H49V96H47ZM66 93H68V92H66ZM86 93H87V92H86ZM30 94H31V93H30ZM30 94H27L26 96H28V95H30ZM34 94H36L35 91H34ZM46 94H47V95H46ZM91 94H92V93H91ZM2 95H3V94H2ZM16 95H17V94H16ZM31 95H32V94H31ZM45 95H46V96H45ZM52 95H53V91H52ZM60 95H61V93H60ZM89 95H90V94H89ZM36 96H37V95H36ZM61 96H62V95H61ZM0 97H1V96H0ZM13 97L15 98V96H13ZM28 97H29V96H28ZM39 97H38V98H39ZM59 97H60V96H59ZM92 97H93V95H92ZM24 98H25V97H23V99H24ZM60 98L62 99L63 96L60 97ZM60 98H58V99L56 98V99H55V97L52 96V99H55L56 101H57V100L60 101V100H61ZM64 98H65L64 100L62 99V101H60V103L64 101V103H61V105L65 104V101H66L67 98H66V97H64ZM114 98H115V97H114ZM11 99H12V98H11ZM93 99H94V98H93ZM112 99H113V98H112ZM148 99H149V98H148ZM35 100H36V99H35ZM35 100H34V101H35ZM55 100H53V101H55ZM101 100H102V99H101ZM107 100H108V99H107ZM38 101H39V100H38ZM40 101H42V100H40ZM51 101H52V100H51ZM59 101H57V102L59 103ZM93 101H94V100H93ZM43 102H44V101H43ZM57 102H56V103L53 102V105H54V106H51V105H50V106L55 108V107L57 106V105L55 106V104H57ZM134 102H135V101H134ZM144 102H145V101H144ZM144 102H143V104H144ZM0 103H2V102L0 101ZM21 103H23V101H22ZM33 103H34V102H33ZM39 103H40V102H39ZM44 103H46V102H44ZM66 103H67V104H66L67 107L70 108V106H71L70 103L68 104L67 101H66ZM89 103H90V102H89ZM128 103H129V102H128ZM131 103H133V102H131ZM145 103H146V102H145ZM15 104H16V100H15ZM24 104H25V102H24ZM24 104H22V105H24ZM36 104H37V103H36ZM47 104H48V103H47ZM1 105H2V104H1ZM34 105H35V104H34ZM42 105H45V104H42ZM58 105H59V104H58ZM61 105H60V106H61ZM68 105H69V106H68ZM87 105H88V104L86 103V106H87ZM131 105H132V104H131ZM131 105H130V106H131ZM135 105H136V104H135ZM135 105H134V106H135ZM247 105H248V104H247ZM249 105H250V104H249ZM36 106H37V105H36ZM36 106H35V107H36ZM40 106H41V105H40ZM86 106H85V107H86ZM120 106H121V105H120ZM134 106H131L130 108L132 109V107H134ZM144 106H145V105H144ZM32 107H33V106H32ZM37 107H38V106H37ZM37 107H36V109H37ZM42 107H43V106H41V108H42ZM45 107H47V106L45 105ZM57 107H59V106H57ZM57 107H56V108H57ZM61 107H62V106H61ZM61 107H59V108H60L61 111H62V108H61ZM63 107H64V106H63ZM121 107H123V106H121ZM125 107H126V106H125ZM127 107H128V105H127ZM127 107H126V109H128ZM135 107H136V106H135ZM146 107H147V106H146ZM17 108H18V107H17ZM38 108H39V107H38ZM41 108H40L41 111H38V112H39V113L41 112V114L43 115V110H44V113H45L46 108H44V107H43L44 109H41ZM47 108H48V107H47ZM54 108H53V110H54L53 112H55L56 114H55V113L53 114V112H52V116H53V115H54V116H56V115L59 116L58 114H60V112H61L60 109H59V112L57 113L56 110L58 111V108H57L56 110H55ZM64 108L66 109V107H64ZM64 108H63V109H64ZM78 108H79V107H78ZM114 108H115V106H114ZM114 108H113V109H114ZM130 108H129V111H132ZM4 109H5V108H4ZM29 109H30V108H29ZM36 109H35V110H36ZM247 109H248V108H247ZM0 110H2V108H0ZM12 110H13V109H12ZM77 110H78V109H77ZM77 110H76V112H79V110H78V111H77ZM80 110H81V109H80ZM82 110H83V109H82ZM258 110H259V108H258ZM5 111L7 112V110H5ZM5 111H4V112H5ZM46 111L48 112V110H46ZM111 111H112V110H111ZM127 111H128V110H127ZM129 111H128V113L131 114V112H129ZM133 111H134V110H133ZM133 111H132V112H133ZM2 112H3V111H2ZM64 112H65V110L63 111V113H64ZM67 112H68V111H67ZM74 112H75V111H74ZM134 112H135V111H134ZM7 113H8V112H7ZM61 113H62V112H61ZM1 114H4V113H1ZM64 114H66V113H64ZM134 114H135V113H133V115H134ZM245 114H246V113H245ZM247 114H249V113H247ZM247 114H246V115H247ZM251 114H253V113H251ZM45 115H46V113H45ZM45 115H44V116H45ZM61 115H62V114H61ZM74 115H75V114H74ZM88 115H89V114H88ZM90 115H91V113H90ZM253 115H254V114H253ZM0 116H1V115H0ZM2 116H4V115H2ZM17 116H18V115H17ZM52 116H51V117H52ZM42 117H43V116H42ZM60 117H61V116H60ZM81 117H82V115H81ZM253 117H254V116H253ZM91 118H92V117H91ZM245 118H246V117H245ZM247 118H248V117H247ZM247 118H246V119H247ZM44 119H48V117L46 118V116H45ZM58 119H59V118H58ZM81 119H82V118H81ZM85 119H86V118H85ZM92 119H93V118H92ZM102 119H103V118H102ZM102 119H101V120H102ZM105 119H106V118H105ZM108 119H109V118H108ZM108 119H107V120H108ZM34 120H35V119H34ZM55 120H56V119H55ZM103 120H104V119H103ZM103 120H102V121H103ZM35 121H36V120H35ZM69 121L72 122V120H69ZM91 121H92V120H91ZM91 121H89L88 123H90ZM98 121H100L99 118H98ZM102 121H101V123H102ZM174 121H175V120H174ZM174 121H173V122H174ZM77 122H78V121H77ZM77 122H74V125H75V123H77ZM16 123H17V122H16ZM43 123H44V122H43ZM72 123H73V122H72ZM72 123H69V124H72ZM91 123H92V122H91ZM97 123L100 124V122H97ZM44 124H45V123H44ZM47 124H48V123H47ZM51 124H52V123H51ZM60 124H61V122H60ZM92 124H93V123H92ZM72 125H73V124H72ZM72 125H71V127L73 128L74 125H73V126H72ZM95 125H96V124H95ZM176 125H177V124H176ZM37 126H38V125H37ZM64 126H65V125H64ZM252 126H253V125H252ZM12 127H13V126H12ZM200 127H201V126H200ZM248 127H249V126H248ZM37 128H38V127H37ZM40 128H41V127H40ZM75 128H76V127H74L73 129H75ZM145 128H146V126H145ZM56 129H57V128H56ZM66 129H67V128H66ZM73 129H72V130H73ZM34 130H36V129H34ZM40 130H41V129H38L37 131H40ZM42 130H43V129H42ZM46 130H48V129H45V131H46ZM49 130H50V129H49ZM58 130L61 131V130H60V127H59ZM76 130H77V129H76ZM141 130H142V131H141L140 133L145 132L144 129H141ZM143 130H144V131H143ZM170 130H171V129H170ZM225 130H226V128H225ZM51 131H52V130H51ZM63 131H65V130H63ZM168 131H169V130H168ZM221 131H222V129H221ZM34 132H35V131H34ZM40 132H42V131H40ZM40 132H36V133L39 134V135H42V137H43V134H42V133L40 134ZM67 132L69 133L70 131L68 130ZM71 132H72V131H71ZM71 132H70V133H71ZM44 133H45V132H44ZM253 133H254V132H253ZM37 134H36V135H37ZM71 134H72V136H74L73 132H72ZM143 134H144V133H143ZM189 134H190V132H189ZM77 135H78V132H77ZM141 135H142V134H141ZM144 135H145V134H144ZM224 135H225V134H224ZM44 136H45V134H44ZM37 137H38V136H37ZM42 137H41V138H42ZM45 137H46V136H45ZM141 137H142V136H141ZM34 138H35V137H34ZM50 138H51V137H50ZM42 139H44V138H42ZM34 140H37V139H34ZM48 141H49V140H48ZM44 143H45V142H44ZM14 144H15V143H14ZM38 145H39V144H38ZM40 145L42 146V148L44 147L41 143H40ZM40 145H39V146H40ZM11 146H12V145H10V147H11ZM46 146H47V145H46ZM13 148H14V146H13L11 149H13ZM43 149H44V148H43ZM105 149H106V148H105ZM16 150H17V149H16ZM44 150H45V149H44ZM54 151H55V150H54ZM108 151H109V149H108ZM159 151H160V150H159ZM46 153H47V151H46ZM99 153H100V152H99ZM102 153H103V154H102ZM109 153H111V152L109 151ZM160 153H161V151H160ZM160 153H158V154H160ZM97 154H98V153H97ZM100 154L103 155V161H104V160H105V159H104V156H105V154H106V150H105V153H104V152H101ZM100 154H98V155L100 156ZM111 155H112V154H111ZM111 155L109 154V156H111ZM160 155H162V153H161ZM45 156H46V155H45ZM106 156H108V155L106 154ZM109 156H108V158H109ZM162 156H163V155H162ZM46 157H47V156H46ZM96 157H97V156H96ZM170 157H171V156H170ZM90 158H91V157H90ZM100 159H101V158H100ZM111 159H112V158H111ZM107 160H108V159H107ZM46 161H47V160H46ZM52 161H53V160H52ZM98 161H99V160H98ZM101 161H102V160H101ZM103 161H102V163H103ZM105 161H106V160H105ZM234 162H235V160H234ZM49 163H50V162H49ZM67 163H68V162H67ZM98 163H99V162H98ZM98 163H97V164H98ZM237 163H238V162H237ZM45 164H46V163H45ZM99 164H100V163H99ZM97 166H98V165H97ZM49 167H50V166H49ZM61 167H62V166H61ZM61 167H60V168H61ZM95 167H96V166H95ZM15 168H16V167H15ZM20 168H22V167H20ZM70 168H71V166H70ZM70 168H69V169H70ZM16 169H17V168H16ZM227 169H228V168H227ZM48 170H49V169H48ZM71 170H72V169H71ZM57 171H58V170H57ZM48 173H49V172H48ZM54 174H55V173H54ZM45 176H46V175H45ZM50 176H51V175H50ZM246 177H247V176H246ZM49 179H50V178H49ZM0 180H2V179L0 178ZM45 180H46V178H45ZM2 181H3V180H2ZM160 181H161V180H160ZM0 182H1V181H0ZM175 182H176V181H175ZM184 182H185V181H184ZM251 182H252V181H251ZM44 183H45V182H44ZM49 183H50V182H49ZM179 183H180V181H179ZM185 183H186V182H185ZM50 184H52V183H50ZM147 184H148V183H147ZM187 184H188V183H187ZM184 185H186V184H184ZM141 186H142V185H141ZM186 186H187V185H186ZM186 186H185V187H186ZM45 187H46V186H45ZM50 187H51V186H50ZM141 188H142V187H141ZM148 191H149V190H148ZM190 191H191V190H190ZM194 191H195V188H194ZM138 192L140 193V191H138ZM185 192H186V191H185ZM149 193H150V192H149ZM229 194H230V193H229ZM48 195H49V194H48ZM230 196H231V195H230ZM44 197H45V196H44ZM209 197H210V196H209ZM258 197H259V195H258ZM261 197H262V196H261ZM49 198H50V196H49ZM102 198H103V197H102ZM226 198H227V197H226ZM37 199H38V198H37ZM220 200H221V199H220ZM235 200H236V201L234 202V204H236V202H238L237 199H235ZM257 200H258V199H257ZM44 201H45V200H44ZM91 201L93 202V199H92ZM94 201H95V200H94ZM216 201H217V200H216ZM223 201H224V200H223ZM239 201L242 202L241 200H239ZM244 201H245V200H244ZM217 202H218V201H217ZM229 202H230V201H229ZM261 202H262V201H261ZM187 203H188V202H187ZM194 203H195V202H194ZM243 203L245 204L246 201L243 202ZM259 203H260V202H259ZM262 203H263V202H262ZM94 204H95V202L92 203V206H97V205H94ZM171 204H174V203H171ZM175 204H176V203H175ZM184 204H185V203H184ZM44 205H45V204H44ZM48 205H49V203H48ZM98 205H99V203H98ZM177 205H178V204H177ZM177 205H175V207H176ZM194 205H196V204H194ZM203 205H204V204H203ZM240 205H241V204H240ZM246 205H247V204H246ZM142 206H144V205H142ZM180 206H181V205H180ZM186 206H187L186 208H183V207H182V208H183L182 211L185 210V211H184L185 214H186V212H188L187 208H188L189 204L186 205ZM219 206H220V205H219ZM230 206H231V205H230ZM235 206H236V205H235ZM241 206H244V205H241ZM258 206H259V205H257V207H258ZM177 207H178V206H177ZM195 207L197 208L198 206H195ZM254 207H255V206H253V208H254ZM12 208H13V207H12ZM141 208H142V207H141ZM196 208H194V209H196ZM235 208H236V207H235ZM258 208H259V210H260V207H258ZM10 209H11V207H10ZM48 209H49V208H48ZM71 209H72V211L74 210L72 207H71ZM174 209H175V208H172V211H173ZM194 209H193V210H194ZM199 209H200V208H199ZM215 209H216V208H215ZM215 209H214V210H215ZM217 209H218V207H217ZM241 209H242V208L240 207V210H241ZM261 209H262V208H261ZM44 210H45V209H44ZM179 210H181V208H180ZM179 210L177 209L178 212H179ZM186 210H187V211H186ZM201 210H202V209H201ZM219 210H220V209H219ZM230 210H231V209H230ZM177 211L175 210V213H174L175 215L177 214V213H176ZM196 211H197V210H196ZM206 211H207V210H206ZM226 211H227V209H226ZM260 211H261V210H260ZM163 212H166V211H163ZM163 212H161L160 215H162ZM191 212H192V211H191ZM199 212H200V210H199ZM252 212H253V211H252ZM166 213H167V212H166ZM166 213H164L162 216L164 217V216L166 215ZM171 213L173 214V212H171ZM181 213H182V212H181ZM226 213H227V212H226ZM261 213H262V212H261ZM168 214H169V213H168ZM168 214H167V215H168ZM179 214H180V212H179ZM182 214H183V213H182ZM192 214H193V213H192ZM201 214H202V213H201ZM215 214H216V213H215ZM223 214H225V212H224ZM230 214H231V211H230ZM257 214L260 215L259 213H257ZM48 215H49V214H48ZM167 215H166V216H167ZM169 215H170V214H169ZM169 215H168V217L165 216V218H167L166 220H170V216H169ZM196 215H197V214H196ZM202 215H203V214H202ZM204 215H205V214H204ZM212 215H213V213H212ZM225 215H226V214H225ZM244 215H245V214L243 213V216H244ZM262 215L264 216V214H262ZM41 216H42V215H41ZM44 216H45V215H44ZM162 216H161V217H162ZM178 216H179V215H178ZM183 216H184V214H183ZM197 216H198V215H197ZM210 216H211V213H210ZM216 216H217V215H216ZM240 216H242V215H240ZM246 216H247V215H245V217H246ZM263 216H262L261 218H263ZM8 217H9V216H8ZM51 217H52V216H51ZM181 217H182V216H181ZM191 217H192V216H191ZM194 217H195V214H194ZM202 217H203V216H202ZM207 217H209V216H207ZM245 217H244V218H245ZM252 217H253V216H252ZM49 218H50V217H49ZM49 218H48V219H49ZM197 218H199V217H197ZM247 218H248V217H247ZM256 218H257V217H256ZM15 219H16V218H15ZM40 219H41V218H40ZM52 219H54V216L52 217ZM162 219H164V218H162ZM182 219H183V218H182ZM195 219H196V218H195ZM230 219H231V218H230ZM233 219H234V217H233ZM239 219H240V218H239ZM257 219H260V218H257ZM4 220H5V219H4ZM164 220H165V219H164ZM176 220H178V218H176ZM179 220H181V219L179 218ZM198 220H200V219H198ZM204 220H205V219H204ZM244 220H246V218H245ZM263 220H264V219H263ZM49 221H50V220H49ZM77 221H78V220H74L73 222H77ZM184 221H185V220H184ZM246 221H247V220H246ZM252 221H255V220H252ZM258 221H259V220H258ZM258 221H257V222H258ZM50 222H51V221H50ZM52 222H54V221H52ZM52 222H51V223H52ZM163 222H164V221H163ZM176 222H177V221H176ZM179 222H180V221H179ZM179 222H178V223H179ZM188 222H189V221H188ZM261 222H262V221H261ZM261 222H260V223H261ZM54 223H57V221H55ZM54 223H53V224H54ZM61 223H63V221H62ZM77 223H78V222H77ZM164 223H167V222L165 221ZM164 223H162V224H163V227H165ZM178 223H177V224H178ZM200 223H201V222H200ZM58 224H59V223H58ZM75 224H76V223H75ZM144 224H145V223H144ZM233 224H234V221H233ZM49 225H50V223H49ZM59 225H60V224H59ZM183 225H184V223H183ZM185 225H186V224H185ZM256 225H257V224H256ZM62 226H63V225H62ZM141 226H143V224H141ZM178 226H179V224H178ZM190 226H191V225H190ZM51 227L53 228L54 226L52 225ZM57 227H58V225H57ZM60 227H61V226H60ZM66 227H67V226H66ZM76 227L79 228L78 225H75V228H76ZM144 227H145V228H146V227L150 228V227L147 226V225L144 226ZM211 227H212V226H211ZM222 227H223V226H222ZM52 228L49 227L50 230H51ZM64 228H65V227H64ZM148 228L145 229L147 232H149L150 230H152V228H150V230L148 231V230H147ZM165 228H166V227H165ZM262 228H264V227L262 226ZM262 228H261V229H262ZM155 229H156V228H155ZM155 229H153L152 233H155V234H156V232H154ZM184 229L186 230V228H184ZM40 230H42V228H41ZM61 230H63V228H61ZM76 230H77V229H76ZM226 230H227V229H226ZM226 230H225L224 233H226ZM229 230H231V229H228V231H229ZM32 231H34V230H32ZM37 231H38V230H37ZM42 231H43V230H42ZM206 231H207V230H206ZM260 231H261V230H260ZM38 232H40V231H38ZM44 232H45V231H44ZM62 232H63V231H62ZM74 232L76 233L77 231L74 230ZM158 232H160L159 229H158ZM176 232H177V231H176ZM184 232H187V231H184ZM192 232H193V231H192ZM40 233H41V232H40ZM46 233H47V232H46ZM49 233H52V232H49ZM54 233H55V232H54ZM77 233H78V232H77ZM149 233H150V232H149ZM179 233H180V231L178 232V234H179ZM238 233H239V232H238ZM41 234L44 235V233H41ZM52 234H53V233H52ZM178 234H177V235H178ZM180 234H181V233H180ZM189 234H190V233H189ZM242 234H243V233H241L240 235H242ZM246 234H247V233H246ZM26 235H27V234H25V236H26ZM37 235H38V234H37ZM58 235H60V234L58 233ZM61 235H62V234H61ZM63 235H64V233H63ZM97 235L100 236L99 234H97ZM150 235H151V236H155L154 234H151V233H150ZM184 235L187 236V234H184ZM191 235H192V234H191ZM221 235H222V234H221ZM40 236H41V235H40ZM47 236H50V235L48 234ZM53 236H54L53 238H52V236H51L50 238H52V240L54 239L53 241H56V240H55V235H53ZM78 236H80V231H79V233H78ZM98 236H97V237H98ZM158 236H159V234H158ZM172 236H173V235H172ZM178 236H179V235H178ZM200 236H201V235H200ZM205 236H206V235H205ZM227 236H228V234H227ZM236 236H237V235H236ZM6 237H7V236H6ZM36 237H37V236H36ZM38 237H39V235H38ZM56 237H57V236H56ZM156 237H157V236H156ZM187 237H188V236H187ZM229 237H230V236H229ZM229 237H228V239H230ZM238 237H239V236H238ZM50 238H49V239H50ZM59 238L62 239V236L59 237ZM98 238H99V237H98ZM182 238H183V237H182ZM184 238H185V237H184ZM206 238H207V237H206ZM218 238H219V237H218ZM14 239H15V238H14ZM26 239L28 240V237H26ZM61 239H58V240L60 241ZM73 239H74V238H73ZM75 239H76V241L78 242L79 239H77L76 237H75ZM185 239H186V238H185ZM232 239H233V238H232ZM237 239H239V238H237ZM243 239H244V238H243ZM29 240H30V236H29ZM189 240H190V239H189ZM215 240H216V239H215ZM217 240H218V239H217ZM217 240H216V241H217ZM219 240H220V238H219ZM3 241H4V240H3ZM40 241H41V244L43 245V244H44L43 239L40 240ZM42 241H43V243H42ZM47 241H48V240H47ZM70 241H71V240H70ZM76 241H75V243H76L75 245H78ZM160 241H161V242H160ZM160 241H159V242H160L161 244H163V245L160 244L161 247H162V246L164 247L165 244H167V242H165V244H164V243L162 242V240H160ZM170 241H171V240H170ZM184 241H185V240H184ZM223 241H224V240H223ZM245 241H247V240H245ZM249 241H250V240H249ZM56 242H57V241H56ZM60 242H64V240H63V241H60ZM187 242H188V241H186V244H189V242H188V243H187ZM209 242H210V241H209ZM212 242H213V241H212ZM212 242H211V243H212ZM219 242L221 243V241H219ZM237 242H238V241H237ZM247 242H248V241H247ZM255 242H256V241H255ZM53 243L55 244V246H53L52 243L46 245V246H49V247H50V245H51V247H53V248H51V247L49 248V247H48L47 250H49V251L51 252V250L54 251V249H55V252H54V253H56V248H57V246H61V245H58V244L55 243V242H53ZM78 243H79V245H81V244L83 245V242H82V241H81V243H80V241H79ZM168 243H169V242H168ZM190 243H191V242H190ZM194 243H195V242H194ZM214 243H216V242H214ZM244 243H245V242H244ZM30 244H31V242H30ZM63 244H64V243H63ZM150 244H151V243H150ZM150 244H148V243L145 244V246L147 245V247H146L147 249L149 248V250H151V249L153 248V246H155V249L158 248V246L156 247V244H153V245H152V248H151V247H149V246H151ZM184 244H185V243H184ZM184 244L182 243V245H184ZM204 244H205V243H204ZM212 244H213V243H212ZM216 244L219 246L218 243H216ZM232 244H233V243H232ZM237 244H238V245H237L238 247H239V246L241 247V245H242V244L240 245L239 242H238ZM23 245H24V244H23ZM56 245H57V246H56ZM75 245H73V246H75ZM168 245H170V244H168ZM189 245H190V244H189ZM209 245H210V244H209ZM222 245H223V244H222ZM233 245L235 246V244H233ZM36 246H37V245H36ZM43 246H44V245H43ZM190 246L192 247V245H190ZM190 246H187V247H190ZM205 246H206V245H205ZM205 246H204V247H205ZM210 246H211V248L214 250V248L212 247V245H210ZM226 246H227V245H226ZM228 246H232V245H231V244H230V245L228 244ZM171 247H172V245H171ZM200 247H202V245H201ZM200 247H198V249H199ZM204 247H203V249L205 250ZM220 247H221V246H220ZM232 247H233V246H232ZM240 247H239V248H240ZM243 247H244V246H242V248H243ZM150 248H151V249H150ZM165 248H166V250L169 249L168 246H165L164 249H165ZM206 248H207V246H206ZM215 248H216V245H215ZM222 248H223V247H222ZM239 248H238V249H239ZM242 248H241V249H242ZM247 248H248V247H247ZM260 248H261V246H260ZM164 249H163V250H164ZM198 249H196V250L198 251ZM203 249H202V251H203ZM207 249H208V248H207ZM212 249H208V250H211L212 252H214ZM241 249H239V251H241V252L239 253L240 257L244 255V254H242V253H244V249H242L243 251H242ZM34 250H35V249H34ZM43 250H44V249H43ZM47 250H46V251H47ZM58 250H59V249H58ZM169 250L172 251L171 248H170ZM169 250H168V251H169ZM196 250L193 251V253L196 252ZM208 250H207V251H208ZM217 250H218V249H217ZM229 250H230V249H229ZM229 250H228V251H229ZM249 250H250V248H248V251H249ZM41 251H42V248H41ZM41 251L39 252V254H40V253H41V254L43 253V252H41ZM53 251H52V253H50V252H47V253H46V254L49 253L48 256H46L47 261H48L49 259H52V258H53V261L51 260V263L54 262L55 257H56V256L53 255V254H54ZM151 251H153V250H151ZM173 251H174V253H175V252H176V249L174 248ZM183 251H184V250H183ZM250 251H252V250H250ZM250 251H249V252H250ZM140 252H141L140 254H141V256H142L143 259L141 258V261H140L139 258H140L141 256H140V254H139V252H138V253H137V254H139L138 257H136L135 255H133V256H135V257H134V258H133V257L130 258V260H132L133 263L138 262L137 259H136V261L134 262L135 258H138V259H139V262H141V263L144 262L145 255L142 253V251H140ZM198 252H199V251H198ZM198 252H196V253H198ZM204 252H205V251H204ZM249 252H248V253H249ZM153 253H156V252L154 251ZM176 253H177V252H176ZM181 253H182V252H181ZM181 253H180V254H181ZM193 253H192V254H193ZM205 253H206V252H205ZM216 253H217V255H218V252H216ZM216 253H213V254H214V257H215V254H216ZM223 253H224V252H222V254L219 253V255L223 256ZM250 253H251V252H250ZM256 253H257V252H256ZM134 254H135V253H134ZM189 254H191V253H189ZM201 254H202V253H201ZM209 254L213 255V254L210 253V252H209ZM224 254H225V253H224ZM237 254H238V252H237ZM252 254H253V253H252ZM49 255H50V256H49ZM52 255H53V257H52ZM143 255H144V257H143ZM184 255H185V256H184ZM184 255H183V258L186 257V254H184ZM202 255H203V258H204V259L202 260V258H201V260L204 261V260H205L204 254H202ZM211 255H210V256H211ZM228 255H229V254H228ZM234 255H235V254H234ZM239 255H238V256H239ZM254 255H255V254H254ZM180 256H181V255H180ZM189 256H190V255H189ZM193 256H194V254H193ZM197 256H198V255H197ZM221 256H216L215 259L218 257V258H217V260H218L219 257H221ZM255 256H256V255H255ZM255 256H254V257H255ZM36 257H37V256H36ZM42 257H44V256H42ZM47 257H48L49 259H48ZM50 257H51V258H50ZM191 257H192V255H191ZM214 257H212V258H214ZM243 257H245V256H243ZM248 257H249V256H248ZM248 257H247V258H248ZM37 258H38V257H37ZM66 258H67L68 261H70V259H68V257H66ZM78 258H79V257H78ZM222 258H223V257H222ZM224 258L226 259V258H228V256L226 255V256H224ZM237 258H238V257H237ZM241 258H242V257H241ZM43 259H44V258H43ZM43 259H42V260H43ZM181 259H182V258H181ZM185 259H186V258H185ZM195 259H196V258H195ZM195 259H194V261H195ZM225 259H224V261H225ZM228 259H229V258H228ZM228 259H227V262L229 261ZM197 260H200V258L197 257ZM221 260H222V259H221ZM249 260H250V259H249ZM211 261H212V259H211ZM239 261L242 262L241 259H240V260L237 259V262H238V263H240ZM252 261H253V260H252ZM254 261H255V259H254ZM256 261H257V260H256ZM43 262H44V261H43ZM49 262H50V260H49ZM139 262H138V263H139ZM179 262H180V261H179ZM186 262H187V261H186ZM207 262H208V260H207ZM207 262L204 261V262H202V263L204 264V263H207ZM243 262L245 263V261H243ZM70 263H71V262H70ZM120 263H121V262H119L118 264H120ZM125 263H126V264H130L131 262H130V263H129V262H124V263L122 262V264H125ZM133 263H132V264H133ZM197 263H198V261L196 262V264H197ZM208 263H209V262H208ZM208 263H207V264H208ZM211 263H212V262H211ZM211 263H209V264H211ZM254 263L257 264L256 262H254ZM22 264H23V263H22ZM46 264H47V263H46ZM48 264H50V263H48ZM241 264H242V263H241Z\"/></svg>", "mask_w": 264, "mask_h": 264}, {"label": "snow or ice", "instance_id": "obj_4", "mask_svg": "<svg viewBox=\"0 0 264 264\" xmlns=\"http://www.w3.org/2000/svg\"><path fill=\"white\" fill-rule=\"evenodd\" d=\"M4 2L5 0H0V4H3ZM178 3L181 9V12L180 14L177 15V19L180 20L185 27L182 28V30L176 34V37H174V39H176V43L177 45H179L180 39L186 37L187 47L192 48V49H196L197 42L199 40H202L203 36H199L195 33L189 34V32L187 31L189 27H193V28L201 27L202 28L205 23L214 22L218 16L219 17L226 16L228 14L226 11L227 9H239L240 8L239 0H178ZM243 3L247 4L250 7L257 8L259 9L260 12L264 13V0H243ZM69 4H70V0H59V2L55 4V7L57 9L66 8ZM121 6H125L124 0H121ZM246 19H247V22L252 23V24L256 23L257 19H259L260 23H264V17H260V16L246 17ZM177 38H180V39H177ZM179 54L180 53L178 52L177 55ZM211 55L213 59L215 60L216 59L215 53H211ZM199 59L203 61L204 57L201 55L199 56ZM209 67H219L222 69L223 65L212 64V65H209ZM34 71L44 72L45 69L41 68V69L34 70ZM60 71H64V69H60ZM165 78H167L166 74H165ZM228 78L231 79L230 76ZM128 79L129 77L127 76L124 77V80L121 81V83H123L124 81H127ZM157 79H159V77H157ZM252 79H253L252 76L248 77V80H252ZM121 91H125V89H121ZM104 103L107 104L109 102L105 101ZM89 110L91 111L92 109H89ZM141 151L142 152L151 151L154 154L156 150L151 149V150H141ZM161 151H163V149H161ZM140 171L149 172L148 169H144V168L140 169ZM149 174H152V173L149 172ZM161 178L168 179L166 175ZM35 226H36L35 223L31 225V227H35ZM15 244L16 242L13 241L12 245L15 246Z\"/></svg>", "mask_w": 264, "mask_h": 264}]
</instances>
